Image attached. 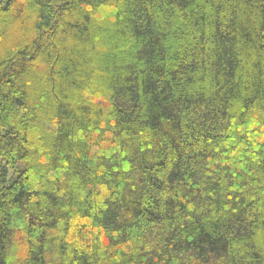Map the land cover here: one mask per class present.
<instances>
[{"label": "trees", "instance_id": "1", "mask_svg": "<svg viewBox=\"0 0 264 264\" xmlns=\"http://www.w3.org/2000/svg\"><path fill=\"white\" fill-rule=\"evenodd\" d=\"M0 264H264V0H0Z\"/></svg>", "mask_w": 264, "mask_h": 264}]
</instances>
